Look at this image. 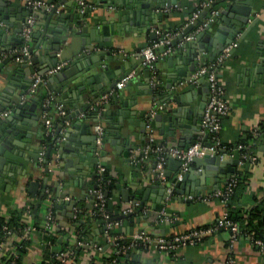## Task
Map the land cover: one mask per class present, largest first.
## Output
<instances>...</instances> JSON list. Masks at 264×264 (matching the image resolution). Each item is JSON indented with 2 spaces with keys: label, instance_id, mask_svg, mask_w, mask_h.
<instances>
[{
  "label": "crops",
  "instance_id": "obj_1",
  "mask_svg": "<svg viewBox=\"0 0 264 264\" xmlns=\"http://www.w3.org/2000/svg\"><path fill=\"white\" fill-rule=\"evenodd\" d=\"M2 1L10 6H19L23 10L29 11V14H33L35 23H44L47 14L52 9L49 5L53 4L56 6L60 0H40L42 3L41 8L33 12L28 9L24 0ZM115 1L120 0H85V6L92 9L89 17H85L83 22H81L87 26V33L75 35L73 31H79V29L75 28V23L73 30H69V35L62 40L63 44L59 52L60 64L69 68H76V65L84 68L86 66L85 61L79 57L83 54L99 51L98 48H93V45L90 49H82L83 39L89 35V29L94 26L101 29L102 25L97 24V20L106 21V26L110 29L112 24L113 30H116L118 26L121 28V33L114 31L111 35V41L99 44L104 46V51L108 52L109 55L124 54L128 60L131 57L138 59L141 56L140 51L142 48L161 41L150 39L148 30L143 29L140 31L132 20H127L124 17L126 13L125 7L114 4ZM179 1L181 2L180 6H174L171 9H156V12H162L166 15V19H159L155 30L158 37L163 33L165 35L169 34L167 36L169 39L167 44L187 24L200 15L204 7L213 5V11L207 13V22L200 23L194 32L203 30L211 15L220 13L227 3L220 0ZM64 8H66L64 5H60L58 10L61 12ZM253 12L255 14L250 16L249 20L253 24V32L249 41L245 42L243 39L237 45V41L240 38V36H237L227 46H230V52L217 68V79L224 90V99L229 105L227 114L221 118V129L218 132L221 144L231 147L225 152L223 157L224 159H231L234 156L233 152L239 149L237 145L241 141H247L251 147L250 156L256 157V160L248 157L244 158L245 152L239 149L238 157L240 162L236 166V172L233 177L239 174H246L247 176L245 191L236 202V207L242 210L255 206L264 198V145L257 146V140L262 137L254 142L250 138L251 131L260 126L264 120V80H254L255 68L252 66L257 58L255 51L258 47H264V0H253ZM93 15L97 18L93 19ZM212 26L213 30H215L217 24L214 23ZM5 31L8 35H16L12 29H5ZM193 34H189L190 38L188 37L186 40L192 39ZM19 44L17 43L11 50H0L6 52L7 58L13 54V50ZM27 44L29 49L32 45L31 37L27 40ZM167 44L165 43V50H169V52L165 56L159 57L154 64L159 80L155 87L150 83V75L149 79L144 75L145 66L142 63L131 71L134 73L132 79L128 81H131V84L126 82L121 89H115L114 87L107 92L112 91L113 93L109 95L107 103L104 104L101 110L96 109V102L93 106L79 112L65 123V127H69L70 122L89 124V127H83V132L81 131L82 128L73 129V140L85 138L91 146H96L98 159L96 172L101 174L99 168L102 167L104 169L103 173H107L108 176L115 180L116 185L119 184L121 188L127 189L129 194L132 195L129 201L124 202L116 186L112 190L108 201V210L110 212H107L113 220L110 221L111 226L107 233L108 237H123V240H125L136 232H144L151 236L181 234L190 229L214 222L225 209L220 199L215 197L205 199L215 190L208 193L207 191L212 189V185L205 184L197 187L202 190V194L194 197L192 201L184 193L181 195H173L172 193L169 198L166 197L161 211L152 210L151 214L148 215L151 207L160 206L157 203L162 193L160 186L168 185L172 182V178L180 169L176 171L177 161L167 157L163 170L164 173H170L171 176L169 178L165 177V180L161 181L157 180L154 175L155 155L136 165L131 163V150L146 143V134L144 135L140 131V124L133 125L131 122H142L146 114L152 113L155 107L157 108L159 105L164 106L162 109L157 108V110L167 111L173 107H178V109L181 107L186 108L198 97L197 88L206 89L204 82L193 84L189 80H183V83L176 85L175 81H173L171 83L172 88L175 90L174 97L183 96V99L179 103L173 98L171 101L160 103L158 106L155 105L157 100H164L166 97H170V89L166 87L169 84L167 80L170 81V79L167 78L166 73L172 71L179 63L176 48L181 43L175 47L167 46ZM35 53L29 52L27 63L34 71L40 72L43 63L36 60ZM172 56L174 60L171 63L164 60L165 57ZM203 56L206 57L207 54ZM14 62L18 61L14 59V61H10V64H14ZM208 63L210 62L207 61ZM93 73V71H87L83 76L87 78ZM31 76L32 73L26 68L25 73L14 77L15 79L12 83L17 82L22 85L25 82L29 88L31 82L26 78H31ZM7 81V79L4 80L0 77V94L5 85L14 89L13 86L7 84ZM69 85L60 88L58 92L56 91V85L45 81L33 95L28 94L27 88L25 94L28 96L27 98L36 97L37 105L35 111L36 114H39L40 119L38 123L35 122L33 124V129H39L43 132L44 128L41 125L45 121L44 114L48 113L50 116L52 122L51 133L47 135L44 131L47 139L52 136L55 131L54 128L61 125L63 115L71 113L89 101L88 98H84L83 102H79L77 99L73 102L74 105H71V101H73L71 98H60L58 101L57 97H60L61 93H65ZM97 86H102V84L97 81ZM26 96H23V101L27 99ZM50 96L53 97L54 104L51 114L48 112V105L46 104V98ZM114 98H118V100L114 102ZM124 101L127 102L126 106L123 105ZM1 105L2 100L0 98V107ZM57 105H60L65 111L63 115L56 110ZM41 107L44 108L42 114ZM118 111H125L127 116L123 119L124 125L116 130L114 119ZM9 112L10 110L0 112V117L8 115ZM128 120H131V122ZM148 122L152 124L155 131V145L163 146L164 148L178 147L177 143L179 136L182 134L181 132H178L176 136H169L170 129L167 128L161 135L158 128L153 125V121L147 119L146 124ZM96 123H100L104 131L103 144L98 151L93 131V126ZM194 137L200 138L197 135ZM128 140L130 141V147L126 144ZM45 144L47 145L46 142ZM246 161H249L247 169H245ZM60 163L63 164L64 160H58L55 163L50 161L48 163L49 169L45 173V164L41 162L40 154L38 162L31 161L27 167L24 165L27 169L24 174H18L17 183H14L9 177L0 181V216L8 219L10 216L20 213L23 216L22 219L25 225H37V229L33 226V229L27 235L29 243L26 246L25 253L22 255L21 264H38L45 257V253L48 250H58V246L52 247L46 243L45 234L57 236L60 243L67 242L68 249L79 252L69 259L67 264H101L104 258L111 253L112 248L107 243V240H104L106 238L105 230L104 233H99L107 222L96 223L95 227L92 226V223L96 220H104L103 218L94 219L91 216L95 203V195L93 199L91 197L94 192L92 185L97 183L100 175L91 179L89 174H81L82 172L76 168L75 162L69 164L66 170L59 165ZM189 168L194 169V164L190 163ZM200 171L202 170L197 169L195 174L200 173ZM195 174L188 180L187 187H196L194 179L198 178V176H195ZM33 181L38 183L35 192L29 189V183ZM156 185H159V187L152 189ZM223 185L225 184H221V186ZM147 188H150V192L146 204L141 210H138L139 202L135 203L133 196L143 195ZM128 208H131L129 212L134 210L136 212L130 217L122 218L121 216L125 215L123 210ZM49 212L53 218L50 227L47 226V215ZM163 213L169 216L171 221H165L161 216ZM89 217L91 219H88ZM97 246H101L102 249L98 250ZM10 249V242L0 247V264H3L5 257L12 255ZM230 258L233 259V263L230 264H261L264 254L246 238H239L229 246V234L226 231H218L211 236H206L196 245L181 246L174 253L157 251L153 248L130 250L125 258L120 260L119 264H229L227 260Z\"/></svg>",
  "mask_w": 264,
  "mask_h": 264
},
{
  "label": "water",
  "instance_id": "obj_2",
  "mask_svg": "<svg viewBox=\"0 0 264 264\" xmlns=\"http://www.w3.org/2000/svg\"><path fill=\"white\" fill-rule=\"evenodd\" d=\"M226 1L224 9L215 15H211L210 20L203 28L198 32H194L196 27L206 21V15L213 11V5L204 7L200 15H198L191 23L187 24L180 33L170 39L167 46L175 47L179 43L181 45L176 48L177 57L179 63L174 67L172 71L166 73L169 84L166 86L170 89L169 96L164 100H157L155 105L158 106L160 103L171 101L175 98L177 103L183 99V96L174 97L175 90L172 88V83L175 81L176 85L181 83L183 80L188 81L191 74L200 66H203L207 61L212 62L221 54L224 49L231 44L237 36L238 44L244 39L245 42L249 41L250 36L253 32V24L249 22L250 16H254L253 12V0H220ZM114 4L124 6L126 13L125 18L132 20L137 28L141 30H148L149 37L152 40H163L165 34L163 33L160 37L156 34V28L159 19H166V15L162 12H156V9H171L174 6H180L179 0H120L115 1ZM60 5H64L66 8L58 10ZM92 9L88 6L82 8L76 0H60L59 3L54 6L46 16L44 23L36 22L33 25L30 37L32 39V45L28 49L30 53H35L37 61L43 63L41 68V76L44 80L48 81L53 85H56V91L59 92L60 88L69 85L65 93H61L60 97H57L59 101L61 99L71 98V105H74V101L83 102L84 98H88L89 101L75 109L69 114H65L62 117L61 125L55 127V131L52 136L48 139L44 135V131L33 129V124L39 122V114H36V97L27 98L26 91L28 85L22 83H12L14 77L25 73V69H29L31 73L34 69L29 66L27 60L24 62H14L10 64V61H14V54L9 55L0 62V77L4 80H8L7 84L14 87H8L1 91L0 98L2 105L0 112L10 110L9 114L0 117V181L4 178L9 177L14 183H17L18 174H24L26 167L30 162H38L41 154V162L44 163V172L48 171V163L52 161L55 163L58 160H64V163L59 165L66 170V167L75 162L76 168L79 169L82 175L89 174L91 179L98 177L99 173L96 172L98 165V159L96 155V146H91L87 143L85 138L73 140V129L89 127V124H83L81 122H70L69 127H65V123L69 121L73 116L78 114L90 106H93L99 98L113 89L117 82L127 76L132 70L137 68L138 65L143 63V57L137 58L131 57L128 60L124 54L109 55L108 52L104 51V46L99 45L103 42L111 41V35L116 31L121 33V28L118 26L116 30H113V24L111 29L107 27L106 21L97 20V24H101L102 27H91L89 29V35L83 39L82 49L98 48V52L83 54L81 58L85 61L86 66L83 68L76 65V68H69L66 65L62 66L52 75L46 73L60 63L61 58L59 52L62 47V40L68 36L69 30H73L75 26L79 31H73L75 35L87 33V26L83 25V19L89 17ZM119 14H121L119 12ZM29 16V11L23 10L22 7L10 6L6 2L0 0V49L11 50L17 43H21L19 34L22 31L23 25ZM92 18H97L95 15ZM216 23L217 27L213 30V24ZM5 29H12L16 34L15 36L8 35ZM193 34L192 39L186 40L189 34ZM68 38V37H67ZM158 38V39H157ZM165 50V46L157 48V52L160 53ZM140 51V49H139ZM230 52V51H229ZM257 58L253 63L255 72L254 80H264V47H258L255 51ZM108 54V55H107ZM207 54L206 57L203 55ZM164 60L171 63L174 57H165ZM106 61V62H105ZM111 66V68H109ZM87 71H93L94 73L85 78L83 74ZM144 75L149 79V69L144 67ZM31 82V78H26ZM99 81L102 86H97ZM205 83L204 88H197L198 97L192 101L191 104L186 108L173 107L170 110H157L155 107L154 114L148 113L142 122H131L133 125L141 126V132L146 134V120L153 121V125L158 128L159 134H163L165 129L169 128V136H176L181 132L182 134L178 139V147L186 148L191 144H194L199 138L194 136H202V143L209 146L210 143L207 140V134L201 131V120L205 106L209 99V87L204 77H201L199 83ZM128 82L127 84H131ZM15 84V85H14ZM42 84V83H41ZM41 85H39L40 87ZM8 92V93H7ZM23 96H26V100L23 101ZM118 98H114V102ZM113 101V100H112ZM123 105L126 106L127 102L124 101ZM44 108L41 107V114ZM125 111H118L116 118L114 119L115 129L118 130L120 126L124 125V117H126ZM45 123L41 125L44 128ZM135 135V134H134ZM119 136H121L119 134ZM41 142V145H40ZM47 143V145L45 144ZM128 147H130V141H126ZM264 145V137L257 140V146ZM239 152L236 150L233 152L231 159H224L225 151H219L216 154H207L202 157H195L191 163L194 164V169L188 168L182 175L180 180H176L175 175L172 178L174 182L173 195L185 194L198 197L202 194V190L197 188L200 185L211 184L212 189L207 191L210 193L212 190L226 184L233 177L236 172V166L239 164ZM249 155L250 152L247 151ZM68 155V156H66ZM177 161V168L181 167V160L178 158H169ZM26 167H25V166ZM249 166V161L245 163V169ZM197 169H201L200 173L195 174ZM23 170V171H22ZM64 170V171H65ZM175 171V173H176ZM195 174L198 178L194 179L196 187H187L188 180ZM164 176L169 178L170 173H164ZM38 183L33 181L29 183V189L35 192V188ZM44 186V185H43ZM96 184L92 185L93 190L96 188ZM166 186H160L162 193L157 203L159 207H151L148 211V215L151 214L152 210L161 211L166 199ZM159 187V185L153 186L152 189ZM45 188V187H44ZM116 189L120 191L122 200L124 202L129 201L132 196L129 194L127 189L121 188L119 184L116 185ZM150 188H147L143 195L133 196L134 202H139L137 207L141 210L146 204L148 199ZM108 196V193H105ZM94 197V192L91 195ZM192 201V199H190ZM136 210L131 211L122 218L130 217ZM113 220V218L106 220H96L92 223L95 227L96 223H106ZM84 222V221H81ZM105 226L100 229L99 233H104ZM106 238H104L105 240Z\"/></svg>",
  "mask_w": 264,
  "mask_h": 264
},
{
  "label": "built area",
  "instance_id": "obj_3",
  "mask_svg": "<svg viewBox=\"0 0 264 264\" xmlns=\"http://www.w3.org/2000/svg\"><path fill=\"white\" fill-rule=\"evenodd\" d=\"M81 7L85 6V0H76ZM26 6L30 11H35L39 8H41V1L40 0H24ZM53 4H50L49 7L53 8ZM48 8V7H47ZM35 23V18L33 14H29V16L26 19V22L23 25L22 31L19 34L21 38L22 44L19 45L17 48L13 50V54L15 55L14 59L18 62H24L25 60H28L29 58V51H28V44L27 40L30 38V34L32 32L33 25ZM203 27V26H202ZM169 34L165 35V38L161 40L159 43H153L150 45L145 46L141 49L140 54L143 57V65L146 66L150 71V83L153 87H155L159 80L156 75L155 70V62L159 57L165 56L169 50H164L161 53L157 52V48L160 46H165V43L168 42V36ZM190 38V37H189ZM230 46L225 48L224 51L216 56L214 61L210 63H206L203 66L198 67L195 72L191 75L189 78V81L193 84L199 83V80L201 77H204L205 81L208 84L209 87V99L205 106V109L202 114V120H201V131L203 133L207 134V140L209 141L210 145L206 146L202 143V136H199L200 138L194 143L189 145L186 148L181 147H168L164 148L163 146H157L154 144V138H155V131L150 122L146 124V143L131 150V163L134 165L141 163L145 161L146 159H149L151 156L155 155V165H154V175L157 180L164 181V163L165 159L167 157H174L181 160V167L179 172L176 174L177 178L176 180H180L182 178L183 173L189 168V164L191 163L192 159L195 157H202L207 154H216L219 151H228L227 147L223 144H221L219 138H218V132L221 129V118L225 116L228 112L229 105L227 101L224 99V90L222 86L219 84L217 79V68L219 64L223 61V59L229 54ZM7 54L5 51L0 50V62L6 58ZM28 62V61H27ZM63 66V64H57L54 68L50 69L46 74L52 75L54 72H56L58 69H60ZM134 76V73L131 72L127 76H125L123 79H121L119 82L116 83L115 89H121L126 82L132 79ZM46 80H44L41 76L40 72L34 71L31 76V83L28 88V94L33 95L36 93L37 89L39 88V85L41 83H44ZM183 83V82H181ZM113 92L110 91L107 94H104L102 97L99 98L97 103L95 104L96 109L101 110L105 103H107L109 99V95H111ZM53 101V97H47L46 98V104L49 105V102ZM164 105H159L157 108L162 109ZM56 110L59 114H64L65 111L60 105L56 106ZM155 111H153L151 114H154ZM45 118V126L44 130L47 135L51 133L52 128V122L50 120V116L48 113L44 114ZM93 131L95 133L96 138V145H97V151L102 147L103 144V127L100 123H96L93 126ZM264 137V120L262 124L256 128H254L250 133V138L254 142L256 139ZM249 146V144H248ZM247 146L238 144L237 148L243 150ZM244 158H250L252 160H256L255 156H250L247 153L243 155ZM103 168H99V172L101 174L103 173ZM99 178V177H98ZM101 178L97 180L96 188L94 189V195H95V203L94 207H98L99 209H102V218L104 220L110 219V214L105 210L106 205V196L104 193L103 186L101 184ZM237 183V177H232L228 183H226L223 186H220L219 188L215 189L210 197H215L221 200L223 205L225 206L224 211L222 212L221 216L215 220L214 222L198 227L190 229L184 233L181 234H175L171 236H151L144 232H136L132 234L128 239L123 240V237H116V236H107L108 230L111 226V222L108 221L105 225V237L107 240V243L112 248V253L115 257H111L108 260L103 261L101 264H119L122 257H120L123 254L128 253L130 250L134 249H149L153 248L157 251H165L168 253H174L179 247L186 246V245H196L200 243L206 236H211L218 231H226L229 234V246L232 245V243L239 239V238H246L251 242V244L255 245L263 254H264V238L256 237V235L251 233H241L239 230V227L236 223L231 222L228 219V211L226 209L228 200L230 195L233 192V188L235 187ZM174 190V182H170L166 186V197L169 198ZM187 198L193 199L194 197L192 195H188ZM104 209V210H103ZM131 208L123 210V214H127ZM163 219L165 221H171V218L165 213L161 214ZM53 218L51 213L49 212L47 215V226L50 227L52 224ZM33 229L32 225H26L24 227V232L22 236L15 235L11 231H6V239L2 242H0V247L4 246L6 243L10 242L11 245V252L12 255H16V244L20 242L23 238L27 237L29 232ZM122 239V242H121ZM49 244V242H47ZM98 250H101V246H97ZM11 255V256H12ZM56 256L58 259V264H67L69 259L73 257V250L65 248V249H58L56 251ZM227 263H233V259H228ZM261 264H264V259Z\"/></svg>",
  "mask_w": 264,
  "mask_h": 264
},
{
  "label": "trees",
  "instance_id": "obj_4",
  "mask_svg": "<svg viewBox=\"0 0 264 264\" xmlns=\"http://www.w3.org/2000/svg\"><path fill=\"white\" fill-rule=\"evenodd\" d=\"M22 42L19 44L21 45ZM54 104L53 101L49 102L48 105V112L51 114L52 108ZM239 144L247 146L242 151L247 153V151H250V146H248L247 141H241ZM227 149H231V147L227 146ZM237 177V183L235 187L233 188V192L229 197L226 209L228 211V219L231 222H234L239 227V230L241 233H251L253 232L256 237L264 238V198L259 201L255 206L250 207L247 210H242L236 207V202L238 198H240L246 188V174H239ZM99 178H101V184L104 189V193H108V196L106 197V205L105 210H108V201L109 196L112 193V190L116 186L115 180L108 176L107 173H102ZM98 178V179H99ZM97 179V180H98ZM104 210V209H103ZM110 212V211H109ZM92 218L94 219H101L102 218V209H99L98 207H94V210L92 212ZM23 216H21L20 213L14 214L10 216L8 219H5L4 217L0 216V242L4 241L6 239V231H11L15 235L22 236L24 232V227L26 226L23 219ZM88 219H91L90 217ZM75 221V220H74ZM37 229V225H33ZM46 243L49 242L48 245L58 246V249H65L67 248V242L66 243H60L58 241L57 236H53L52 234H45L44 237ZM122 242V241H121ZM29 243L28 236L23 238L20 242L16 244V255L5 257L3 260V264H21V258L22 255L26 251V246ZM49 248V247H48ZM50 249V248H49ZM57 250H48L45 253V257L38 263V264H58V259L56 256ZM79 253L76 250H73V256ZM112 253V252H111ZM109 254L105 260L110 259L111 257H115L113 254ZM127 254V253H126ZM126 254L121 255L120 257L125 258Z\"/></svg>",
  "mask_w": 264,
  "mask_h": 264
}]
</instances>
